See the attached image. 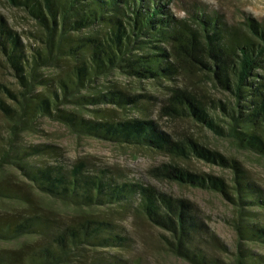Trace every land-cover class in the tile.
<instances>
[{
	"label": "trees",
	"instance_id": "trees-1",
	"mask_svg": "<svg viewBox=\"0 0 264 264\" xmlns=\"http://www.w3.org/2000/svg\"><path fill=\"white\" fill-rule=\"evenodd\" d=\"M5 1L36 30L24 41L0 12V69L13 80L0 78V243H15L0 246V264H141L128 256L132 240L114 212L146 220L160 230L164 252L189 264H264V189L243 163L189 130L168 132L153 118L131 115L154 95L111 78L165 87L159 116L264 158V19L229 22L196 5L179 17L171 0ZM43 117L79 137L163 156L147 169L156 181L222 196L233 246L187 198L119 180L84 158L64 163L47 143H21ZM193 161L229 177L196 170Z\"/></svg>",
	"mask_w": 264,
	"mask_h": 264
},
{
	"label": "rangeland",
	"instance_id": "rangeland-1",
	"mask_svg": "<svg viewBox=\"0 0 264 264\" xmlns=\"http://www.w3.org/2000/svg\"><path fill=\"white\" fill-rule=\"evenodd\" d=\"M193 5L209 13H218L229 22H236L244 15H250L258 20L264 19V0H171L168 7L177 16L181 17L186 14V9ZM0 12L6 16L8 23L22 35L23 40L28 42L30 33L36 30L34 21L23 10L10 6L5 0H0ZM42 73L49 76L53 73V70L45 69ZM0 78L8 82L11 81V83L13 81L10 74L4 69H0ZM111 78L118 80L130 89L135 86L137 91L147 90L154 95L155 98L150 101L146 108L141 112H132L131 115L153 118L162 129L168 132L179 133L182 130H189L191 134H194L210 147L217 148L226 155L238 158L251 178L264 189V158L249 151L239 150L227 138L218 137L198 125H189L184 121H173L159 116L158 107L160 100L165 95V87H155L148 81L136 83L132 79L116 73ZM206 90L210 94L222 97L213 88L208 89L207 87ZM21 143H47L56 147L59 155L55 159H59L64 163L69 164L76 159L84 158L90 168H108L110 173L119 180L154 184L162 191L187 198L196 205L199 215L205 219L224 243L229 247L234 244L235 233L226 222L231 209L222 196L196 187L156 181L148 176L147 169L164 160L163 156L137 151L127 146L121 148L118 144L107 140L79 137L74 133H70L61 123L46 117L37 121L35 131L22 134ZM192 166L196 170L229 177L228 171H222L216 166L198 161H193ZM14 177H18L17 172H14ZM37 196L40 199V196ZM46 202L51 206L50 208L62 213V215H70L69 213H71L69 210L63 209L64 207L58 202ZM111 216L123 226L126 233L131 237L132 248L128 256L139 258L141 264H189L164 252L158 241L160 230L148 224L146 220L135 217L133 213L122 215L114 212ZM13 245H15L14 242L0 243V246L5 247Z\"/></svg>",
	"mask_w": 264,
	"mask_h": 264
}]
</instances>
